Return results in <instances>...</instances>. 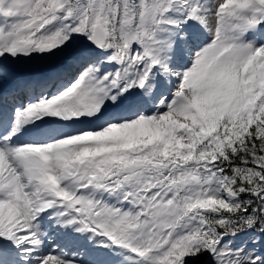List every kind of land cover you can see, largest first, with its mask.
<instances>
[{
  "label": "snow or ice",
  "instance_id": "obj_1",
  "mask_svg": "<svg viewBox=\"0 0 264 264\" xmlns=\"http://www.w3.org/2000/svg\"><path fill=\"white\" fill-rule=\"evenodd\" d=\"M0 264H264V0H0Z\"/></svg>",
  "mask_w": 264,
  "mask_h": 264
}]
</instances>
